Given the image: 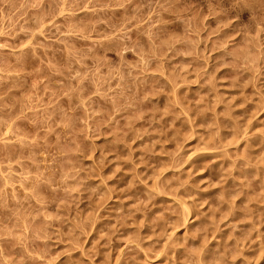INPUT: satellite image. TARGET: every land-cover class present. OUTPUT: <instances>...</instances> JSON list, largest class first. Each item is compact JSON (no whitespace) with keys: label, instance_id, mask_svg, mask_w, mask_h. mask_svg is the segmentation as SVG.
<instances>
[{"label":"clouds","instance_id":"9594fccd","mask_svg":"<svg viewBox=\"0 0 264 264\" xmlns=\"http://www.w3.org/2000/svg\"><path fill=\"white\" fill-rule=\"evenodd\" d=\"M0 264H264V0H0Z\"/></svg>","mask_w":264,"mask_h":264}]
</instances>
